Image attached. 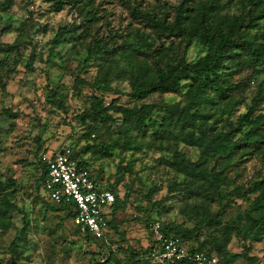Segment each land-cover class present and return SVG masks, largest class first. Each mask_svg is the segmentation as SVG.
I'll return each mask as SVG.
<instances>
[{
  "label": "trees",
  "instance_id": "16d2710c",
  "mask_svg": "<svg viewBox=\"0 0 264 264\" xmlns=\"http://www.w3.org/2000/svg\"><path fill=\"white\" fill-rule=\"evenodd\" d=\"M14 1L2 0L0 13L7 12ZM48 1L60 11L63 3L71 0ZM102 1L75 0L77 21L58 27L52 38L54 46L72 41L83 46V71L91 64L96 66V74L91 80L80 75L74 77L73 91L76 92L80 85H88L110 92L113 90L111 82L121 80L127 82L130 91L125 95L134 103L156 93L180 94L183 88L185 103L177 100L126 105L119 103L118 97L106 102L103 96L92 93L87 105L75 115L85 127L82 137L88 140L102 126L114 133L110 125L119 118L128 122L133 116L143 117L138 129L143 134L150 129L151 144L164 152L159 161L177 175L169 183L166 195L159 200L152 201L151 194L157 187H150L146 194L150 208L145 209V226L149 228L148 220L154 213L165 210L163 203L166 200L178 197L183 203L180 213L191 216L195 224L188 227L181 223H162L160 230L165 236L177 238L183 245L185 240L193 237L195 245L187 247L215 256L214 264H230L233 259H241L243 264H256L257 256L250 252L253 244L264 238V173L247 183L237 182L232 173L241 155H264V112L261 111L264 76L246 111L235 119L226 120L221 129H215L213 123L208 122L209 114L202 109L201 103L213 100L214 96L226 100L232 92L244 89L243 81L234 82L228 78L233 74L234 66L264 74V0H119L126 11L125 25L111 23L108 11L102 8ZM24 24L21 32H24ZM193 41L205 47L206 52L197 61L190 62L187 51ZM27 44L21 36L12 43L0 42V53L13 54ZM33 60L32 49L27 63L30 71ZM4 66L7 71L12 70L6 59L0 60V67ZM49 81L46 85L48 101L67 111L66 96ZM0 88L5 90L1 79ZM153 111L160 112V116H152ZM0 115L17 118L19 112L4 107ZM181 144L196 149L197 158H190L179 147ZM66 146L71 149L72 156L93 173L87 153L103 155L109 153L114 144L110 138L104 143H87L79 150L66 144L50 155L43 152L38 156L40 172L35 179L36 196L32 201L39 200L46 209L54 212L59 219L58 226L69 222L75 234H82L87 242L97 246L96 264L110 261L122 264L120 253L126 257V264H157L150 254L151 241L141 249L131 245L123 247V241L116 249L111 247L110 239L114 232L118 233L116 213L124 209L129 200V187L122 200L117 192L122 176L116 175L111 183H107L97 175L101 186L115 195L114 202L103 214L107 230L102 238H94L73 224L74 212L70 205L48 198L43 188L47 171L43 157H53ZM40 149L41 145H38L36 155ZM120 168L118 165L117 173ZM17 186L15 179L5 182L0 175V230L5 232L12 227L13 212L22 213L19 240L26 241L30 223L24 210L13 200ZM234 205L237 207L235 214L226 216L227 210ZM233 238L239 241L242 251L229 249ZM9 248L18 256L15 241Z\"/></svg>",
  "mask_w": 264,
  "mask_h": 264
},
{
  "label": "rangeland",
  "instance_id": "374dc122",
  "mask_svg": "<svg viewBox=\"0 0 264 264\" xmlns=\"http://www.w3.org/2000/svg\"><path fill=\"white\" fill-rule=\"evenodd\" d=\"M74 1L63 3L62 9L57 11L48 0H15L7 12L0 13V42L12 43L21 36L28 43L16 53H0V60L6 59L12 69L7 71L5 66L0 67V79L5 84V90L0 88V111L9 107L19 112L17 118L0 115V175L5 182L10 178L17 182L13 200L24 210L30 223L27 240H19L23 225L22 213L13 212L12 227L5 232L0 230V264H96L97 246L87 242L82 234H75L69 222L58 226L59 219L54 212L46 209L39 200L36 203L32 201L36 196L35 179L40 172L38 156L43 152L50 155L52 151L66 144L79 150L87 143L99 144L112 138L114 147L109 153L96 155L89 152L86 156L96 177L111 183L116 175L122 176L117 188L120 200L127 188H130L125 208L116 213L118 233L114 232L110 239L112 249H116L122 241L123 247L131 245L135 249L143 248L152 240L150 227L153 222L160 225L181 223L188 227L195 224L191 216L180 213L183 203L179 198L171 197L163 203L165 210L154 213L148 220L149 228L145 226V209L150 208L146 194L150 187H157L151 194L152 201L159 200L166 195L169 183L177 175L167 170L159 161V156L164 152L151 144L150 129L146 134L138 129L143 117L133 116L128 122L119 118L110 125L114 133L108 132L106 126H102L88 140L82 137L85 127L75 115L87 105L92 93L103 96L106 102L118 97L119 103L126 105L177 100L185 103V88L180 94H152L138 103L125 95L130 89L127 82L121 80L111 82L113 90L110 92L95 90L88 85H80L76 92L73 91L76 75L91 80L96 74L94 64L82 70L85 50L81 44L72 41L54 46L52 43L58 27L77 21ZM102 8L108 11V19L112 24H126V11L119 0H103ZM23 22L24 32H21ZM32 49L34 60L33 70L30 71L27 63ZM205 52V47L193 41L187 51V60L195 62ZM232 68L233 74L228 75V78L234 82L243 81L244 89L232 92L231 97L226 100L214 96L213 100L201 103L202 109L209 114L208 122L213 123L215 129H221L226 120L235 119L246 111L252 94L264 76L257 70H241L240 66ZM48 79L53 88L66 96L67 111L48 101ZM261 111L264 112V102ZM160 114L153 111L152 116L159 117ZM38 145H41V149L36 155ZM179 147L190 158H197L196 149L182 144ZM118 165L121 168L117 173ZM236 165L233 178L237 182L247 183L259 173H264V155L243 154L237 159ZM241 203L245 205V202ZM236 208L235 205L229 208L226 216H233ZM12 241L18 244V256L9 248ZM184 244L186 247L195 245L193 237L185 240ZM229 249L234 252L242 251L241 244L235 238ZM250 255L257 256L256 264H264V238L253 244ZM119 256L123 257L122 264H126V257L122 253ZM108 264L115 263L110 261ZM230 264H243V261L233 259Z\"/></svg>",
  "mask_w": 264,
  "mask_h": 264
},
{
  "label": "built area",
  "instance_id": "2783aa9c",
  "mask_svg": "<svg viewBox=\"0 0 264 264\" xmlns=\"http://www.w3.org/2000/svg\"><path fill=\"white\" fill-rule=\"evenodd\" d=\"M47 163L43 188L48 198L70 205L74 216L72 222L94 238H102L107 230L104 211L114 202V193L101 186L99 179L88 167L79 163L66 146L53 157H43ZM152 240L150 254L157 264H214L215 256L191 250L177 238L167 237L160 224H151Z\"/></svg>",
  "mask_w": 264,
  "mask_h": 264
},
{
  "label": "water",
  "instance_id": "95a60500",
  "mask_svg": "<svg viewBox=\"0 0 264 264\" xmlns=\"http://www.w3.org/2000/svg\"><path fill=\"white\" fill-rule=\"evenodd\" d=\"M59 152L61 153L62 152V149H60Z\"/></svg>",
  "mask_w": 264,
  "mask_h": 264
}]
</instances>
